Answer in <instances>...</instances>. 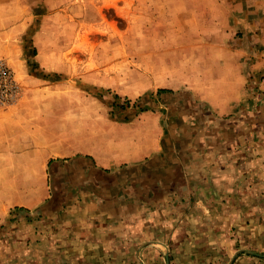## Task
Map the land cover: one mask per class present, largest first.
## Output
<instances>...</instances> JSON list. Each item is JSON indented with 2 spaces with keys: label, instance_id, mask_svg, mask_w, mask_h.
Segmentation results:
<instances>
[{
  "label": "rangeland",
  "instance_id": "rangeland-1",
  "mask_svg": "<svg viewBox=\"0 0 264 264\" xmlns=\"http://www.w3.org/2000/svg\"><path fill=\"white\" fill-rule=\"evenodd\" d=\"M262 10L264 0H0V264H18L5 257L9 244L28 255L56 209L88 197L144 223L125 233L137 258L101 264H264V193H218L209 176L234 139L264 138V114L247 117L255 130L243 135L240 118L209 102L231 86L216 82L211 61L260 37L256 28L243 39L236 14L261 25ZM250 78L246 104L264 106L259 74ZM142 145L160 146L168 169L86 165ZM160 184L179 191L149 203L166 195ZM35 263L49 264L25 260Z\"/></svg>",
  "mask_w": 264,
  "mask_h": 264
},
{
  "label": "crops",
  "instance_id": "crops-1",
  "mask_svg": "<svg viewBox=\"0 0 264 264\" xmlns=\"http://www.w3.org/2000/svg\"><path fill=\"white\" fill-rule=\"evenodd\" d=\"M264 12V10H262ZM261 12V13H262ZM239 18L236 14L235 22L232 24L235 30L243 32V39H248L252 30L259 29V39L253 43L236 41L232 44V57L226 58H215L213 59L212 65L215 69L210 74L215 75L217 83L228 79L230 81V93L226 95L225 101L209 100L212 106L213 112L217 114H231L235 118H240L239 122L241 127H233L234 120L231 124L233 128H237L236 131L241 130V134H246L249 129H254V124H249L247 120L251 114L255 115L264 114V106H249L247 100H249V90L246 88L247 82L252 76L259 74L257 80V88L264 92V22L263 24H256L255 18H247V14L244 12ZM250 15L248 14V17ZM262 18L258 14L256 18ZM263 20V19H262ZM262 23V21H261ZM254 34V31L252 32ZM230 65V77L227 78V74L224 75L223 66ZM230 78V79H229ZM264 94V93H263ZM221 96V95H220ZM263 112V113H262ZM232 119V118H231ZM263 127L264 125L258 126ZM257 129H261L258 128ZM255 130V129H254ZM263 132V131H262ZM260 134L261 132L258 131ZM253 138V137H251ZM250 137L241 139H234L233 147L227 153V164L223 166V169L213 171L209 176L214 180L216 187H222L221 189L215 188L218 193L227 194H262L264 193V138L262 134L255 138L254 141ZM251 139V140H250ZM241 140V141H239ZM256 145L253 150L260 151L259 153H251L250 146ZM161 147L158 145H152L144 147L143 145L138 147L137 150L131 151L125 156L123 153L117 154L113 157L94 156L88 158L89 161L86 165L89 168L100 170L107 173V170L117 173L125 170H135L144 172V174L150 177L155 174V171L167 168L169 160H164L166 155L160 154ZM168 157V156H167ZM169 159V157L167 158ZM240 159V160H239ZM73 159L72 161L75 162ZM161 161L159 164H156ZM127 167V169H124ZM166 169V170H167ZM157 175V174H156ZM154 175V176H156ZM224 178V179H223ZM216 181H218L216 183ZM185 183L181 184L180 189L185 187ZM157 189L163 191L165 196L161 198H155L154 200L149 199V203H156L164 199L170 198L168 194L178 192V188L173 190L171 187L164 184L156 185ZM151 188V187H150ZM150 188L147 189L150 190ZM213 188V187H211ZM185 189V188H184ZM183 189L181 190V192ZM106 196V195H105ZM136 199L129 202V208L137 207L139 205V197L135 196ZM143 198V196H140ZM105 198V197H104ZM119 198V197H118ZM94 199V198H92ZM88 197V201L83 206L74 205L70 203L64 209H56L51 215H56L57 218H53V222H48L49 227L45 225V229L40 234H34L35 248L36 250L30 251L28 255L25 251L22 253L8 252L14 243L9 244L7 247V259L18 260V264H25L26 258H44L48 259L49 264L53 263L56 259L60 262L57 264H101L105 258L110 260L134 257L137 258V249H134V253L127 247V239H132V234L125 235L131 230H137L139 226L143 227L144 223H141L136 219V216L130 214L122 215V207L119 209L111 208L107 206V203L101 197L96 200H92ZM101 200V201H100ZM245 201V199H244ZM260 199L258 202L260 203ZM116 202V201H115ZM136 202V203H132ZM148 203V202H147ZM249 204V202H245ZM162 207V206H161ZM159 206V208L161 209ZM126 210V209H124ZM61 215L63 217L59 218ZM65 215V216H64ZM150 217L146 219L145 224H150ZM31 226V225H30ZM53 227V228H50ZM38 235V236H37ZM23 237L25 235H22ZM151 240L153 237H150ZM146 239H149L148 237ZM154 240V239H153ZM160 241H166L165 239H156ZM138 241V238L133 240ZM133 242V243H134ZM132 243V242H131ZM132 243V244H133ZM21 246V243L18 244ZM129 250H128V249ZM36 264V263H35Z\"/></svg>",
  "mask_w": 264,
  "mask_h": 264
},
{
  "label": "built area",
  "instance_id": "built-area-1",
  "mask_svg": "<svg viewBox=\"0 0 264 264\" xmlns=\"http://www.w3.org/2000/svg\"><path fill=\"white\" fill-rule=\"evenodd\" d=\"M3 72V71H2Z\"/></svg>",
  "mask_w": 264,
  "mask_h": 264
}]
</instances>
